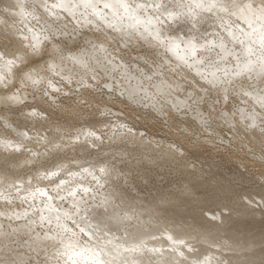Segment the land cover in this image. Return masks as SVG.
I'll use <instances>...</instances> for the list:
<instances>
[{"label":"snow or ice","instance_id":"1","mask_svg":"<svg viewBox=\"0 0 264 264\" xmlns=\"http://www.w3.org/2000/svg\"><path fill=\"white\" fill-rule=\"evenodd\" d=\"M12 7L18 10L16 15L21 18L24 29L13 30L7 26L5 20L0 19V105H4L9 111L13 106L30 107L27 117L37 123L43 122L41 127H47L49 131L44 135L38 132L35 136L38 143H43L45 153L34 152L25 143L33 139L29 131H17L8 116L0 111V128L16 132L15 138L9 135L0 137V156L5 153L23 154L27 150L30 158L25 159V166L31 164L37 169L36 175L30 177L27 184L31 186L33 180H46L54 184L57 191L68 190L69 196L73 197V210L76 215H79V206L86 204L85 197L91 194V198L96 201L93 211H99V215L98 223L87 233L90 237L106 235L110 224L125 228L119 243L113 244L112 240H107V244H111L112 248L105 250L98 246L88 247L77 239L76 231L61 223L62 218L58 215L56 227H50L49 232L43 236V240L51 241V247L56 248L52 257L55 264H61V261L63 264H145L146 259L149 264H256L253 259L254 242L233 237L221 240L212 231L233 213L234 209L228 205L210 209L206 207V202H202L199 211L207 223L201 225V230L197 231L191 225L182 227L179 232L165 229L168 248L148 247L141 234L128 230L131 221L138 219V216L135 209L126 204L115 190L104 192L96 200V193L108 188L113 177L127 175L116 167V154H112L111 158L97 155L94 162L86 161L84 164L75 158L54 159L50 165L47 160L40 162L41 155L46 156L49 151L59 153L78 147L87 151L88 147L95 150L103 145L104 133L95 125L70 132L66 127L67 121L61 123L54 120L53 113L59 110L72 118H79L85 107L95 100L96 90L102 87L108 94H112L114 85L104 83L101 86L95 72L89 79L82 75L76 82L80 98L72 104L63 105L58 100L63 90L57 86L53 77H59L67 85H71L73 76L65 74L64 65L70 62L88 69V59L84 50L75 51L67 39H60V29L54 22L44 20V25L37 29L28 21L35 20L39 24L41 19H44L38 9H43L50 17L58 18L59 13L55 9L74 16L75 12L82 8L84 24L97 29L104 25L119 33L124 47H128L132 40L147 42L156 50L155 54L160 56L159 63L152 61L159 70L153 72L154 76L162 75L165 66L174 70L175 60V67L194 70L199 80L203 81L200 84L201 91L193 90L184 101L171 103L169 117L172 114L171 109L177 112L192 109L199 118V126L205 130L211 127L213 121L220 122L232 133L230 138H221L222 141L227 139L229 145L237 139L254 137L260 141V158L264 161V0H104V11H101L99 0H57L52 4H49L48 0H39L38 4L30 0H16ZM207 20L215 22L216 31H201ZM241 21L245 27L234 30L233 25ZM96 39L100 41L99 44L91 41L88 43L93 49L106 51L107 38L101 40L98 36ZM148 79L151 80L152 76ZM176 88L178 89L179 85ZM81 89L83 92H80ZM172 91V83L160 80L157 86L160 99L166 95L170 96ZM29 92L33 97L38 93L48 107L26 105ZM84 93L88 95L84 96ZM63 95L67 97L68 93L64 92ZM120 95L123 96L124 93ZM236 97H240L248 106L227 109L229 100ZM128 99L131 103L138 100L135 94H129ZM221 102L225 108L219 107ZM204 105L207 106V115L200 110ZM151 107L157 113H162L164 109L163 104L157 108L156 103H153ZM100 114L104 115L103 112ZM118 133L121 138L134 135L133 128L127 123L115 126L113 136ZM182 134L189 140L195 136V132L189 133L187 130ZM198 143L197 139L193 146ZM168 150L174 159H186L188 149L185 144L173 141ZM73 165L78 170L74 171ZM87 177H91L89 185L94 183L95 188L85 187L81 183ZM9 181L10 170L0 166V186L8 184V187L19 192L24 183L20 178ZM36 191L41 196H47L49 200L53 199L45 189L38 187ZM32 195L35 196V193ZM77 195H80L79 201L75 200ZM0 196H3V193H0ZM166 200V197H162L156 208ZM241 200L248 207H264V197L258 204L248 196L241 197ZM85 210L87 211V208ZM16 218L19 219V214H16ZM63 219L72 220L73 224H77L68 212L64 214ZM40 220L42 223L47 220L49 225L52 224L51 217L41 215ZM77 226L79 227L78 224ZM61 232L64 233L63 236ZM79 233H85V228L79 227ZM6 237L7 234L0 231V238ZM151 239L156 240L157 237L152 236ZM40 240L41 237L37 236L36 248H40ZM197 241L207 243L210 248L214 247L221 255L204 254L196 247ZM225 249L231 255L222 259ZM261 251L264 252V246ZM0 264H31V261L26 262L19 253L12 255L11 252L5 251L0 255ZM43 264H49L48 260ZM260 264H264V260H261Z\"/></svg>","mask_w":264,"mask_h":264},{"label":"bare ground","instance_id":"2","mask_svg":"<svg viewBox=\"0 0 264 264\" xmlns=\"http://www.w3.org/2000/svg\"><path fill=\"white\" fill-rule=\"evenodd\" d=\"M15 2H16V0H0V19L5 20L7 26L13 30H15L17 28L18 29H24V24L21 22V18L18 15H16V12L18 10L15 9L14 7H12L15 4ZM30 2H35L38 4L39 0H30ZM48 2H49V4H52V3H56L57 0H48ZM99 2L101 4V11H104V9L102 8L104 0H99ZM55 11L59 13L58 18L50 17V16H48L47 13H45L43 11V9H38V12L44 18V19H41V21H40L41 25L44 24V20H49L50 22H54L55 25H57V27H62V29L60 30V31H63V33L61 32L62 39H66L67 35H63V34H66L70 29L72 30L75 27V25H77V27H79L80 30L81 29L83 30V34H81L83 40L80 39V40H82L81 42L83 45L81 46L82 49H80V50H84L85 56L88 59L89 68L84 69V68H81L79 65H73L70 62H68L64 65V72H65V74H71L73 76V84L75 85L74 87H76V89H77V83L76 82L80 79V77L83 75V76H85V78H89V77H91L93 71L95 72V74L97 75L98 78H101L103 80V83H108V81H110V82L115 81L116 85H114L115 86L114 92L117 94V96H119L121 101H123L125 106L128 105L129 107H132L138 111L148 110L149 114L147 111L145 112V113H147V116H146L147 120H150L151 122H153L155 124L167 125L166 127L167 128L170 127V129H171L170 133L175 134V137L177 136L178 138H180V140H182L184 142V144H186V143L192 144V146L189 148L193 147V148L198 149L197 146L199 147L200 144H203V145L207 144V146H208V144L213 145L216 141H219L225 135L229 138L232 136V133L229 132L227 130V128L220 122L213 121L211 127H209L207 130L200 127L199 126V118H198L196 112L192 111V109H188L186 111L182 110L179 112H177L175 109H171V113H172L171 117H169V115L168 116L165 115L166 112H169V110H170L169 106L171 105V103L184 101L185 98L188 97V94L192 93L193 90L201 91L200 84L203 83V81L199 80V77L196 76V73L194 70H189L187 68L175 67V60H173V69L174 70H169L167 68V66H165V68L162 70L163 71L162 75H160L157 78H153V80L152 81L150 80V82H147V86H148V84H150V88L152 87L153 94L157 93V86L160 84V80H167L168 82L172 83L173 91H172L171 95L170 96L166 95V96H164L163 99H161V100L158 99L159 102H157V100L154 99L155 96H157V95L155 94V96L153 98L152 93L146 92L148 89H146V90L144 89L145 87H143L142 79L138 80V79L134 78L133 76L129 75L130 74L129 72L131 70L129 72H127L125 70L127 68H121L122 63L120 61H119V63H121V64L116 65L114 60L110 58L113 56L109 57L106 53H104V51H101L98 48L93 49L91 44L88 42L91 41L92 43L99 44L100 41H98L96 39L98 36L101 38V40H104L105 38H107L105 41V47L110 46L111 48L116 49V51L120 50L119 52H122L121 50H123V49H127L125 51L134 49V52L132 51L133 53H135V51H141L142 52V50H143L142 53L147 54L148 56H152L157 61V63H159L160 62V56L155 54L156 50L151 45H149L145 41L132 40L129 43L128 47H124L123 43L120 41V34L119 33L115 32L111 29H108L104 25H101L100 29H97L94 26L84 24V22H83L84 18L81 16V13L84 11V9H82V8L79 11H76L74 16L69 15L67 12H64L60 9H55ZM109 18L111 19L110 14H109ZM28 23L31 26L34 25V24L32 25L31 19H29ZM214 23L215 22L213 20L205 21V23L203 24V26L201 28V31L202 32L207 31L208 33H212L214 31H216V28L214 27ZM229 23H231V21H229ZM243 27H245V25L242 21L233 25L234 30H239L240 28H243ZM72 31H74V30H72ZM68 33L70 34V32H68ZM75 33H77V31ZM77 36H75L76 38H74V39L69 38L70 40H68L69 45L71 47H73V49L78 48V46H76ZM79 37H80V35H79ZM209 38H211V37H209ZM79 45H80V43H79ZM229 46L231 47L232 45H229ZM80 50H78V51H80ZM237 51H239L238 47H237ZM132 54H131V56H132ZM138 57H140V56H138ZM124 58H125V56H124ZM124 58H121V59H124ZM135 58H136V56H135ZM109 61H111V63H109ZM152 64H153V62H152ZM122 65L124 66V64H122ZM118 66H121V67H118ZM148 66H151V65H148ZM154 66H155V68H154L155 70H153V68H152L153 66H151L150 67L152 69L151 71H153V72L159 71L157 69V65H154ZM146 69H147L146 70V73H147L149 68H146ZM136 70H137V68H136ZM149 72H148L147 76L144 78H147L150 76ZM152 73H151V75H152ZM53 80L55 83L57 82V84H59L61 87H62V85L66 84V82L60 80L59 77H53ZM74 80H75V82H74ZM148 81H149V79H148ZM177 85H179L178 89L176 88ZM69 86L71 87L72 85H69ZM69 86H66V87L64 86V87H65V89L68 87L69 91H70ZM96 91L98 92V90H96ZM165 91H167V90H165ZM70 92H72V91H70ZM75 92H76V90H75ZM120 93H124V95L121 96ZM76 94H77V92H76ZM94 94H96V93H94ZM129 94H135L137 96L138 100L136 103L129 102V99H128ZM104 98H106V97H104ZM107 98L109 100L110 96ZM238 98H239V100L241 99L240 97H238ZM35 99H37L36 103L38 102L39 105L41 104V107H42V105L45 106L46 108L48 107V105L45 104L40 97L37 98V95H36ZM109 101H108V103H109ZM105 102H107V101H105ZM119 103H121V102H119ZM153 103H156L157 108H159L160 105L163 104L164 105L163 112L157 113L151 107V105ZM247 106L248 105H246L243 102V107H247ZM13 107H15V106H13ZM16 107L19 108L18 106H16ZM205 107H207V106L205 105ZM17 108H12V110L9 111V110H7V108L4 105H0V111H3L6 115L9 114V116H10L12 114L15 116V114H16L18 117H22V119H24V122L21 121L19 124H13L12 123L13 128H16L17 131H19V132H23L22 131L24 128L23 126L25 125V126H28L29 129L33 130V131L28 130V131H31L30 135L33 137V139L31 140V142L25 141V143L28 145L29 148L32 149V151L44 154L46 151L45 147H44L43 143H38L36 141L35 136L38 132L41 135L46 134L49 131L48 128L47 127H44V128L41 127L42 123H40V125L38 126V127H40V129H38V131H34L35 127L33 125L34 124L33 120L31 118L27 117V115L25 114L26 113L25 109L22 110L21 109L22 107H21L19 110ZM257 110H259V109H257ZM143 111H141V112L143 113ZM60 113L67 117V119H68L67 124H69V127H68L69 129L71 128V126L73 127L75 122H78L82 118V116H79V118H72V117L68 116L63 111H59V114ZM17 116H15V117L18 118ZM83 117H84V115H83ZM168 117L171 119V121H174V123H176V125L170 126L172 124V122H169V123H171L170 125L168 124V121H169ZM18 119H20V118H18ZM29 119L31 120V122H27ZM93 119L91 118V120H89V122L90 123L98 122V119H97V121L95 118H93ZM16 121H17V119H16ZM18 121H20V120H18ZM85 122H87V121H85ZM36 126H37V124H36ZM167 128H165V129H167ZM45 129L47 130V132L45 131V133H42V131ZM184 130H187L189 133L195 132V136H193V138L191 140L187 139L185 137V135L182 134L184 132ZM5 135H9L10 137L15 138L16 132L11 131L10 129L6 130L4 128H0V137H3ZM213 137H214V139H213ZM197 139L199 140V143L194 147L193 144L195 143V141ZM188 144H186V145H188ZM217 144H219V143H217ZM227 144H228V142L226 143V146H227ZM105 145L108 146V148L109 147H111V148L113 147V149L114 148L115 149H117V148L121 149L122 148L124 150L129 151L128 153L131 152V153H135V154L140 155L141 158H143L142 159L143 167H144V160H145L146 165L147 164H152L154 166L156 165V167H158V169L159 168L163 169L164 167L173 168L174 171L175 170L178 171V173L181 177V182H182L181 184L182 185L180 188L172 189V191L166 192V193H164V191L163 192L157 191L156 193H154L152 195L153 197L151 196L152 198H150V199L149 198L146 199L147 197L145 199H143V198H140L141 196L140 197H138V195L136 196V194L135 195H132L133 193L130 194L129 191H127V188L125 189L123 187H120V186H124V185H119V182H118V180H120L122 178H117V177H113L109 181V187L108 188H105V189L101 190V192L96 193L97 194L96 200H98L104 194V192H106L108 190H115L117 195L121 196L124 199V201L126 202V204H130L135 209L137 216H138V219H134L133 221H131V223L128 227V230L133 231V232H138L139 234H141L142 238L147 242L148 247H163L165 249L168 248V241L166 240L167 233L164 231L165 229H169V230L174 229L176 232H179L182 230V227L186 228L188 225H191L197 231L201 230V225H204L205 223H207V221L200 214L199 207H200V204L202 202H206V207H208L210 209H217L218 206H220V205H228L229 207L234 209L231 216L228 219H226L222 225H220L216 229H213L212 231L216 235H218V237L221 240H227L229 237H233V238H238L241 241L246 240L249 242H254L255 255L253 256V259L255 260L256 264H260L261 260H264V252L261 251V247L264 246V207H260V206L248 207V206H246V203L241 200V197L248 196L249 198L254 199L258 204L260 202L261 198L264 197V161H262L260 158V152H259L260 141L258 139L254 138V137H251L249 139H237L235 141L234 145L232 144L234 146V148L237 149V152H239L241 154V156H243V157H241V160H242V158L243 159L245 158L244 159L245 163H246V160L247 161L251 160V164L249 163L251 166H253L252 163H256V162H257L256 165L259 163L258 166H260L261 164L263 165V166L261 165L260 170L258 169L259 171L257 170L258 173L254 171V173H255L254 175H253V173L252 174L250 173L251 176H249L247 173L246 174L248 176L246 174L243 175L244 177H242V178L246 179L247 182H248L249 178H250V181L252 179L253 182L255 180L258 182L257 183L258 185L256 187L254 185H252V187L248 186V188H247V186L244 187V185H243L244 182L242 184L243 186H240V184H239L238 185L239 187L237 186L236 183H234L235 181L233 182L234 178H238V177H234L232 180V179H230L232 175L229 178H227V176L222 174L221 173L222 170L220 172L221 167L213 161L214 160L213 158H212L213 160H211L209 157H205L203 159L205 162L204 164H207L206 170H205L206 172H204V173L199 172V171L195 172V170H194L190 173V171H188L186 169L187 168V166H186L187 160L180 161L178 159H174L169 153V150H168L169 148H156V147H153V146H151V145H149V144H147V143H145V142H143V141H141L135 137H131L128 141H126V139L121 138L119 136L112 139V140H108L107 142H105ZM102 146H103V148H105L104 145H102ZM216 147L218 148V145ZM216 147H214L215 150H216ZM100 148L101 149L99 150V148H98V150L95 151L94 154L91 153V156L89 154V156H90L89 158L87 156V153H90V151H91L90 147H88L87 151L83 147L69 148V149H66V150L59 152V153H54V152L49 151V153L46 156L41 155L40 162L47 160L48 164L49 163L51 164L54 161V159L70 160L72 158H75L79 163L84 164L86 161L94 162L97 159V155H99L100 157H108V158L111 157V156H109V154L106 153L107 150H110V148L107 150L105 149L106 151L105 150L102 151L103 148L101 146H100ZM196 149H195V151H196ZM230 150L232 151V149H230ZM253 150L255 151V155H253ZM71 151L79 153V155L78 156L74 155L75 153H72ZM127 151H125V153H124L125 155H126ZM193 151H194V149H193ZM234 151H235V149H234ZM197 152H198V150H197ZM234 153L235 152H233L232 154H234ZM93 155H96L95 158H93L94 157ZM120 155L124 156L123 154H120ZM120 155H118V156H120ZM91 157H92V159H90ZM124 157L129 158L126 156H124ZM237 157L239 158V156H237ZM26 158H30V153L27 150H25V152L23 154H21V153H5L3 156H0V166L8 168L10 170V181L9 182H11V179H17V178H20L21 180L24 181L23 186L20 188L19 192H17V190L14 188L8 187V184H4L3 186H0V193H3V196H0V204L2 205L1 208L5 209V212L0 210V213H4L3 216L6 217L5 220L0 219V231L7 234L6 238H0V255H2L5 251L11 252L12 255L19 253L25 260L26 259L25 258V252L27 250L28 251L34 250L36 253L32 251V254L34 253L35 256L37 258L39 257L42 261L43 260L45 261L46 259L48 260V262L49 261H55L54 259H52V257L55 255L56 248L51 247V244H52L51 241L43 240V236L45 233L49 232L50 227L51 228L56 227V217L58 215L62 218L61 223L65 222L63 217L67 211L62 209V204H63L62 202H66L67 205L72 208L73 202H74L73 197L69 196L68 190H66V189H62V190L57 191L55 188V185L49 183L46 180L40 181V182L33 180L31 186H29L27 184V180L30 177H33L36 175L37 169L33 168L31 164H28L27 166H25L24 161ZM118 158H121V157H118ZM141 158H140V160H141ZM226 158H227V156H226ZM235 158H236V156H235ZM121 159H124V158L122 157ZM122 161L124 162L125 160H122ZM138 161H137V164H138ZM235 161H236V159H235ZM116 162H117L116 166L119 167L121 170V167L118 166L119 161L117 160ZM142 162H140V165L142 164ZM124 163H126V162H124ZM235 163L239 164L240 161L238 163L236 161ZM243 163H244V161H243ZM120 164H121V162H120ZM13 165H16V166H13ZM125 165L127 167H128V165L131 167V165L129 163L128 164L126 163ZM125 165H124V169L126 168V170H127V167H125ZM220 165H222V164H220ZM250 165H248L246 163V166H250ZM256 165L254 166V168L256 167V169H257ZM85 166H87V164H85ZM230 166H231V164H230ZM239 166H242V165H239ZM37 167H38V165H37ZM72 167H73L74 171L78 170L74 165ZM140 167H142V165ZM138 168H139V166H138ZM128 169L133 171V168L128 167ZM136 169H137V167H136ZM141 169H144V168H141ZM137 172H139V171H137ZM160 172H162V171H160ZM126 173H128V171H126ZM129 173H130V171H129ZM145 173L144 174L142 173V174L144 176H146ZM135 174H137V173L135 172ZM227 174H229V172ZM245 175L247 178H245ZM133 176H134V173H133ZM135 177H137V176H135ZM240 178H238V179L240 180ZM139 179L141 180L142 177H140ZM238 179H236V180L239 181ZM244 179H242V180H244ZM125 180H126V178H125ZM142 180H144V179H142ZM246 180H244V181H246ZM89 181H91V177H87L86 179L81 181V183L85 187H87L89 185V184L87 185V183ZM250 181H249V184L251 183ZM122 183H125V182H123V179H122ZM122 183L120 181V184H122ZM240 183H242V181ZM254 183H256V182H254ZM92 184L94 187H96V185L94 183H92ZM245 184H246V182H245ZM251 184H253V183H251ZM46 185H48V187H50L48 195L53 197L52 200H49L47 196H41L40 193L36 191V189L38 187L42 189L43 187H46ZM74 186L75 185H73V187ZM13 192H15V194H14L15 196H13V194H11ZM33 193H35V196L32 195ZM4 197H7V199H5ZM25 197H27V198L25 199ZM162 197L167 198L166 202L163 203L159 208H156V205L161 203ZM75 200L79 201L80 196L77 195L75 197ZM85 200H86V204H81L79 206V215H76L75 211H72L73 208L71 210H70V208H68V210H69L68 213H70V214L72 213L71 215L77 221V224L79 225V227L85 228V233H82L84 237L83 238L81 237L82 239H79V237H78L79 235L77 234L78 235L77 239H79V241L81 242L82 245H85L88 247H97L98 246L99 248H104L105 250L112 248L111 244H107V240H109V239L112 240L113 244L119 243L120 238H122L124 236V233H125L124 226H116V225L110 224V225H108L109 230L107 231L106 235H99L98 234V235L90 237L87 233H88L90 228H92L93 226H95L98 223L97 216L99 215V211H93L96 201L91 198V194L89 195V197H85ZM23 205H25V206L23 207ZM86 208H87V211L85 210ZM70 211H72V212H70ZM16 214H19V219L16 218ZM41 215H43L45 217H51L52 218V224L49 225L47 220H45L42 223L40 220ZM3 216H1V217H3ZM67 222H69V221L67 220ZM70 222H72V220ZM67 224L68 223H66V226L70 230H72V228H70L69 225H67ZM69 224L72 225L73 222L69 223ZM77 224H73V226L76 225L75 228H79L77 226ZM217 224H219V221H217ZM76 230L79 231V229H76ZM70 234L71 233L69 232V235ZM61 235L63 236L64 233L61 232ZM37 236L41 237V240L39 242L41 245L40 248H36L35 242H36ZM152 236H156L157 239L152 240L151 239ZM196 247L201 252H203L204 254L218 255V256L221 255L220 253L215 251L214 247L210 248L207 243H201V242L197 241ZM31 251L28 253H31ZM28 253L26 252V254L29 257L30 255ZM230 255H231V253L228 252L227 249H225L221 258L227 259ZM27 260H28V258H27ZM41 260H40V262H41ZM32 261H34V260L32 259ZM34 262H36V260ZM34 262H32V264ZM40 262H39V264H40ZM41 264H43V263L41 262ZM145 264H149L147 259L145 260Z\"/></svg>","mask_w":264,"mask_h":264},{"label":"rangeland","instance_id":"3","mask_svg":"<svg viewBox=\"0 0 264 264\" xmlns=\"http://www.w3.org/2000/svg\"><path fill=\"white\" fill-rule=\"evenodd\" d=\"M31 23H32V25H33V27H35V28H40L42 25H44V24H42L41 25V23H39V24H37L36 23V21L35 20H31ZM36 23V24H35ZM36 25V26H35ZM54 25H55V23H54ZM40 26V27H39ZM55 26H57V25H55ZM58 28H60V30L62 29V27H58ZM75 28V29H74ZM72 30H74V31H72L71 29L68 31V32H70V34L67 32L66 33V39L67 40H70L71 38H76L75 36H77V44H76V46H78V48L76 49V48H74L76 51H78V50H80V49H82V35L81 34H83V30L81 29L80 30V28L79 27H77V25H75V27H74ZM77 31V33H75ZM80 31V32H79ZM60 32H62L63 33V31H60ZM72 32V33H71ZM75 34V35H74ZM79 35H80V37H79ZM71 36V37H70ZM60 39H62V35H60ZM68 37V38H67ZM70 38V39H69ZM80 39H82V40H80ZM79 43H80V45H79ZM84 43V42H83ZM75 46V47H76ZM80 46V47H79ZM106 48V51H104V53H106L109 57L110 56H113V57H110L111 59H113L114 60V62H115V64L116 65H120L121 63L122 64H124V66L121 64V66H118V67H121V68H127V69H125L127 72H129L130 70V74L129 75H131V76H133L134 78H136V79H138V80H141L142 79V81H143V87H145L144 89L146 90V89H148L146 92H149V93H152V96H153V98H154V96H155V94L157 95V93H154L153 94V90H152V87L150 88V84H148V86H147V82H150V79H149V81H148V77L147 78H144V77H146L147 76V74H148V72H149V75L150 76H153L152 77V79H151V81L153 80V78H157V76H155L154 77V75H153V71H151L152 69L150 68L151 66H153L152 68H153V70H155L154 68H155V66L154 65H156V64H152V61L153 60H155L152 56H148L147 54H144V53H142L143 52V50H142V52L141 51H135V53H133L134 52V49L133 50H128V51H125V50H127V49H123V50H121L122 52H119L120 50H118V51H116V49H114V48H111L110 46H108V47H105ZM133 51V52H132ZM108 52V53H107ZM118 52V53H117ZM124 52V53H123ZM131 52V53H130ZM139 52V53H138ZM127 53V54H126ZM134 55H133V54ZM131 54H132V56H131ZM136 54V55H135ZM129 55V56H128ZM140 56V57H138V56ZM124 56H125V58H124ZM135 56H136V58H135ZM148 56V57H147ZM138 57V58H137ZM151 57V58H150ZM121 58H124V59H121ZM137 59V60H136ZM135 60V61H134ZM152 60V61H151ZM119 61L121 62V63H119ZM123 61V62H122ZM134 61V62H133ZM137 61V62H136ZM143 61V62H142ZM132 62V63H131ZM138 63V64H137ZM151 63V64H150ZM136 64V65H135ZM140 64V65H139ZM145 64V65H144ZM148 65H151V66H147ZM133 66V67H132ZM142 68H141V67ZM135 67V68H134ZM145 69H144V68ZM132 68V69H131ZM136 68H137V70H136ZM146 68H149L148 69V72L146 73ZM120 69V68H119ZM144 69V70H143ZM143 70V71H142ZM94 72V71H93ZM93 72H92V74H93ZM151 73H152V75H151ZM148 75V76H149ZM132 77V78H133ZM90 78V77H89ZM89 78H86V79H89ZM144 78V79H143ZM100 79V80H99ZM147 79V80H146ZM98 80H99V83L101 84V86L104 84L103 83V80L101 79V78H98ZM74 82H75V80H74ZM111 84V85H116V83H115V81H108V84ZM56 84H57V82H56ZM72 86V88L69 86V85H67V84H64V85H62V87L59 85V84H57V86H59V87H61V89L64 91V92H67L68 93V96L67 97H65L64 95H63V91H62V93H61V95L58 97V100H60L61 102H62V104L63 105H68V104H72L73 103V101H75L76 99H78V98H80V94L77 92V89H76V87H74L75 85L72 83L71 84ZM66 86H69L70 87V91H72V92H70L69 91V88L67 87L66 89H65V87ZM142 86V85H141ZM115 87V86H114ZM65 90H64V89ZM75 88V89H74ZM68 89V90H67ZM75 90H76V92H77V94H76V92H75ZM69 91V92H68ZM74 91V92H73ZM115 91V90H114ZM113 91V93L112 94H108V92H107V90L106 89H104L103 90V88L101 87L100 89H98V92L96 91L95 93L96 94H94V96L97 98H95V100H93L87 107H85V109H84V113H82L80 116H82V118L78 121V122H75L74 123V125H73V127L71 126V128L69 129L68 127H69V124H66V127H67V129H68V131H70V132H74L75 131V129H77V128H87V127H89L90 125H95V127L99 130V131H101V132H103L104 133V143H103V145H104V147L105 148H103V146H101L103 149H102V151L103 150H107V149H109L110 148V150H107V154H109V156H112V154H116V156L117 157H123L124 159H121V158H118L117 160L119 161V163H118V166H120L121 167V170H122V172L123 173H126V171H128V173H126L127 175L126 176H124L125 178H126V180H125V178L122 176V177H120V178H122L123 179V182H125V183H122V179H120V180H118V182H119V185H124V186H120V187H123V188H127V191H129V193L130 194H132V195H135L136 194V196L138 195V197H140V198H143V199H145L146 197V199H150V198H152L153 196V194L154 193H156L157 191H164V193H166V192H170V191H172V189H176V188H180L181 187V177H180V175H179V173H178V171H174V169L173 168H170V167H164L163 169H161V168H159L158 169V167H156V165L154 166V165H152V164H147L146 165V163H145V160H144V167H143V162H142V159L143 158H141V156L140 155H138V154H135V153H128L129 151H127V150H124V149H120V148H117V149H113V147L111 148V147H109L108 148V146H106L105 145V142H107L108 140H112V139H114V138H116V137H121V135L118 133L117 135H115V136H113V132L115 131V126L116 125H118V124H120V123H127L128 124V126L129 127H132L133 128V132H134V135H129V136H123V138L124 139H126V141H128L131 137H135V138H138L139 140H141V141H143V142H145V143H147V144H149V145H151V146H153V147H156V148H169V144L171 143V142H173V141H176V142H179V143H182L183 141L182 140H180V138H178L177 136L175 137V134H173V133H170V127H166L167 125H159V124H155V123H153V122H151L150 120H147V118H146V116H147V113H145L146 111L148 112V114H149V111L148 110H145V111H143V110H140V111H138V110H136V109H134V108H132V107H129L128 105H126L125 106V104L123 103V102H121V99L119 98V96H117V94L115 93ZM80 92H83V90L81 89L80 90ZM104 92V93H103ZM143 92V91H142ZM31 94V92H29V94H28V98H27V101H26V105H29V106H31V105H36V106H38V107H41V104L39 105V103L37 102L36 103V100L37 99H35V97H33L32 95H30ZM88 94L87 93H84V96H87ZM143 95V94H142ZM31 96V97H30ZM110 96V98H109V100H108V98L107 97H109ZM38 97H40L38 94H37V98ZM102 97V98H101ZM104 97H106V98H104ZM115 97V98H114ZM31 98V99H30ZM187 98V97H186ZM185 98V99H186ZM155 100H157L158 101V99L159 100H161L159 97H158V95L157 96H155V98H154ZM107 101V102H105V101ZM69 101V102H68ZM108 101H109V103H108ZM190 101V100H189ZM188 101V102H189ZM242 103H241V102ZM97 102H99V104H97ZM103 102V103H102ZM105 102V103H104ZM112 102V103H111ZM119 102H121V103H119ZM191 102V101H190ZM189 102V103H190ZM105 104V105H104ZM109 104V105H108ZM242 104V105H241ZM117 105V106H116ZM243 107V101L240 99L239 100V98L238 97H236L235 99H230L229 100V102H228V104H227V109H232L233 107ZM19 108H17L16 106L15 107H13V108H17V109H19L20 110V108L23 110V109H25V114H27L29 111H30V107H27V106H18ZM42 107L43 108H46L45 106H43L42 105ZM128 107V108H127ZM219 107H221V108H225V105H224V103L223 102H221V104H220V106ZM207 107H205V105L204 106H202L201 107V111L205 114V115H207V109H206ZM99 109V110H98ZM131 110V111H130ZM136 113H135V112ZM141 111H143V113L141 112ZM101 112H103L104 113V115H101L100 113ZM168 113L169 112H166L165 113V115L166 116H168ZM5 114V113H4ZM6 115V114H5ZM8 115V118H9V120L13 123V124H19L21 121L22 122H24V119H22V117H18L16 114H15V116H17L18 118H20V119H18V118H16L14 115H10L9 116V114H7ZM83 115H84V117H83ZM127 115V116H126ZM144 115V116H143ZM26 116V115H25ZM133 116V117H132ZM151 116V115H150ZM149 116V117H150ZM89 117V118H88ZM12 118V119H11ZM85 118V119H84ZM88 118V119H87ZM91 118L93 119V118H95L96 119V121H97V119H98V122H96V123H90L89 122V120H91ZM14 119V120H13ZM16 119H17V121H16ZM53 119L54 120H59L61 123H65V121H68V119H67V117L65 116V115H63V114H59V111L57 110V111H55L54 113H53ZM67 119V120H66ZM83 119V120H82ZM87 119V120H86ZM168 119H169V121H168V124L170 125L171 123H169V122H172V124L170 125V126H174V125H176V123H174V121H171V119L168 117ZM18 120H20V121H18ZM33 120V125H34V131H38V129H40V127H38L39 125H40V123H43V122H40V123H37L36 122V120H34V119H32ZM94 120V119H93ZM100 120V121H99ZM16 121V122H15ZM85 121H87V122H85ZM18 122V123H17ZM27 122H31V120L29 119ZM133 122V123H132ZM177 122V121H176ZM37 124V126H36V124ZM68 123V122H67ZM174 123V124H173ZM162 128H161V127ZM24 128H23V130L22 131H25L26 129H27V131L28 130H31V129H29V127L28 126H23ZM44 128V127H43ZM165 128H167V129H165ZM165 129V130H164ZM169 129V130H168ZM72 130V131H71ZM167 130V131H166ZM31 131H33V130H31ZM31 131H29V133L31 132ZM45 131L47 132V130L45 129V130H43L42 131V133H45ZM169 133V134H168ZM173 135V136H172ZM225 135V134H224ZM223 137H227L226 135L225 136H223ZM111 138V139H110ZM177 138V139H176ZM178 140V141H177ZM221 140V141H220ZM219 141H216L217 143H219V144H217L216 142L213 144V145H210V144H208V146H207V144H205V145H203V144H200L199 145V147L197 146V148L198 149H196V148H193L194 149V151H193V149L192 148H189V147H191L192 146V144H188V143H186V144H188V145H186L185 144V146H186V148L188 149V151H187V153H186V159L185 160H187V162H186V166H187V170L188 171H190V173L192 172V171H194L195 170V172L196 171H199V172H202V173H204V172H206L205 170H206V166H207V164H204L205 162H204V158L205 157H209L211 160H213L217 165H219L221 168H220V172H221V170H222V174H224L225 176H227V178H229L231 175L233 176H231V178L230 179H232L233 180V178L234 177H238V178H240V180L238 179V178H234V180H233V182L234 183H236L237 184V186L240 184V186H243L244 185V187H246L247 186V188H248V186H251L252 187V185H254L255 187L258 185L257 183V181L255 180L254 182H256V183H254L253 181H252V179H251V181H250V178L248 179V182H247V180L246 179H244V178H242V177H244L243 175L244 174H248L249 176H251V174L253 173V175L255 174L254 173V171L255 172H257L258 173V171L261 169V165L260 166H258V164L256 165V163H252V165L253 166H251L250 164H251V160H246V163L248 164V165H250V166H246V163H245V158L243 159L242 158V160L244 161V163H243V161L241 160V157H243V156H241V154L239 153V152H237V149L236 148H234V143H233V145L231 144V146L229 145V144H227V146H226V143L228 142V140L227 139H223V141H222V139H220ZM181 141V142H180ZM183 144H184V142H183ZM222 144V145H221ZM202 145V146H201ZM211 147H210V146ZM218 145V148L216 147ZM221 145V146H220ZM225 145V146H224ZM201 146V147H200ZM214 147H216V150H215V148ZM225 149H224V148ZM230 147V148H229ZM220 148V149H219ZM222 148V149H221ZM101 148L99 147V150H100ZM195 149H196V151H195ZM230 149H232V151L230 150ZM234 149H235V151H234ZM90 153H93L94 154V152L95 151H97L98 149H92L91 147H90ZM94 150V151H93ZM105 150V151H106ZM197 150H198V152H197ZM219 150V151H218ZM93 151V152H92ZM104 151V152H105ZM125 151H127L126 152V155L124 154L125 153ZM193 151V152H192ZM210 151V152H209ZM72 153H75L74 155H79V153H76V152H73V151H71ZM197 152V153H196ZM233 152H235L234 154H232ZM237 152V153H236ZM120 154H123L124 156H126V157H129V158H125L124 156H122V155H120ZM130 154V155H129ZM133 154V155H132ZM135 154V155H134ZM239 154V155H238ZM118 155H120V156H118ZM233 155V156H232ZM87 156H88V158L91 156H89V153H87ZM94 156V157H93ZM92 157L93 158H95V156L96 155H93ZM226 156H227V158H226ZM235 156H236V158H235ZM237 156H239V158L237 157ZM92 157L90 158V159H92ZM198 157V158H197ZM203 157V158H202ZM234 159H236V161H237V163L240 161V163L239 164H236L235 162V159L233 160L232 158ZM109 158H111V157H109ZM140 158H141V160H140ZM201 158V159H200ZM213 158V159H212ZM137 159V160H136ZM232 159V160H231ZM122 160H125L124 162H126L127 164L129 163L130 165H131V167L128 165V167L129 168H133V171L132 170H130V169H128V167L125 165L126 163H124ZM142 162V167H140L141 165H140V162ZM226 160V161H225ZM137 161H138V164H137ZM120 162H121V164H120ZM229 162V163H228ZM234 164H233V163ZM254 162V161H253ZM117 163V162H116ZM250 163V164H249ZM50 164V163H49ZM139 166V168H138V166ZM220 164H222V165H220ZM230 164H231V166H230ZM124 165H125V167H127V170H126V168L124 169ZM136 165V166H135ZM190 167H189V166ZM229 165V166H228ZM239 165H242V166H239ZM246 167H245V166ZM257 166V169H256V167L254 168V166ZM227 166V167H226ZM263 166V165H262ZM117 167V166H116ZM136 167H137V169H136ZM194 167V168H193ZM223 167V168H222ZM230 167V168H229ZM254 169H253V168ZM117 168H119V167H117ZM141 168H144V169H141ZM227 168V169H226ZM244 168V169H243ZM246 168V169H245ZM120 169V168H119ZM136 169V170H135ZM140 169V170H139ZM248 169V170H247ZM253 169V170H252ZM259 169V170H258ZM42 170V169H41ZM171 170V171H170ZM173 170V171H172ZM225 170V171H224ZM258 170V171H257ZM129 171H130V173H129ZM137 171H139V172H137ZM142 171V172H141ZM160 171H162V172H160ZM233 171V172H232ZM132 172V173H131ZM135 172L137 173V174H135ZM146 172V173H145ZM229 172V174H227ZM232 172V173H231ZM249 172V173H248ZM133 173H134V176H133ZM139 173V174H138ZM143 173H145L146 174V176H144L143 174L141 175V174ZM194 173V172H193ZM236 173V174H235ZM251 173V174H250ZM256 173V174H257ZM235 174V175H234ZM239 176H238V175ZM246 174V175H247ZM141 175V176H140ZM246 175H245V178H247L246 177ZM247 175V176H248ZM135 176H137V177H135ZM144 176V177H143ZM140 177H142V179H144V180H140L139 178ZM137 178V179H136ZM146 179V180H145ZM236 179H238L240 182L242 181V183H240L239 181H237ZM242 179H244V180H246V181H244V180H242ZM125 180V181H124ZM137 180V181H136ZM254 180V179H253ZM120 181H121V183L122 184H120ZM249 181L251 182V183H253V184H249ZM143 182V183H142ZM243 182H244V184H243ZM245 182H246V184H245ZM129 185H128V184ZM89 184V182L87 183V185ZM147 184V185H146ZM243 184V185H242ZM249 184V185H248ZM118 185V186H119ZM88 186H93V184H91V185H88ZM253 186V187H254ZM94 187V186H93ZM239 187V186H238ZM49 188L50 187H48V185H46V187H43L42 189H46V191H47V193L49 192ZM95 188V187H94ZM129 189V190H128ZM11 194H13V196H15L14 194H15V192H13V193H11ZM17 194V193H16ZM97 195V194H96ZM80 196V195H79ZM152 196V197H151ZM63 204H62V209H64V210H66L67 212L69 211L68 210V208H70V210L73 208H71L70 206H68L67 205V203L66 202H62ZM66 203V204H65ZM25 205H23V207H24ZM2 207V205L0 204V210L1 211H3V212H5V209H3V208H1ZM22 207V206H21ZM20 207V208H21ZM19 209V208H18ZM24 209V208H23ZM72 211H74L73 209H72ZM72 211H70V212H72ZM72 214V213H71ZM1 216H3V215H0V219L2 220H5V216H3V217H1ZM65 221V220H64ZM69 222H67V221H65L66 223H68L67 225H69V227L70 228H72V230H75L76 232L78 231V230H76V229H79V228H75L76 227V225H74L73 226V224L71 225V224H69V223H72V222H70L71 220H68ZM64 222V223H65ZM65 223V224H66ZM72 226V227H71ZM79 232V231H78ZM77 232V234L79 235H77L78 237H79V239H82L84 236H83V234L82 233H78ZM82 234V235H81ZM82 237V238H81ZM31 250H27L26 252L28 253V252H30ZM33 252H35L34 250H32ZM32 251H31V253H28L30 256L28 257V255L26 254V252H25V261L27 262V261H31V264H32V262H34L35 260H36V262H34L33 264H39V262H40V258L38 257H36L35 256V254L33 253L32 254ZM36 253V252H35ZM34 256V257H33ZM27 258H28V260H27ZM32 259L34 260V261H32ZM41 262L43 263L44 262V260L42 261L41 260ZM41 262H40V264H41ZM50 263L49 264H55V261H49ZM52 262V263H51ZM61 264H63V261H61Z\"/></svg>","mask_w":264,"mask_h":264}]
</instances>
